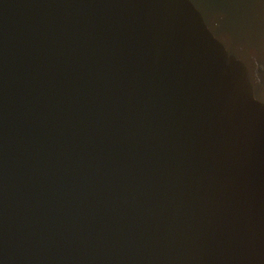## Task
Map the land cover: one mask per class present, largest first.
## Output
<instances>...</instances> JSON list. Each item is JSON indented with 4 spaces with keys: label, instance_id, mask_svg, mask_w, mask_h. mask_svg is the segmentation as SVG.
<instances>
[{
    "label": "water",
    "instance_id": "1",
    "mask_svg": "<svg viewBox=\"0 0 264 264\" xmlns=\"http://www.w3.org/2000/svg\"><path fill=\"white\" fill-rule=\"evenodd\" d=\"M0 264H264V0H0Z\"/></svg>",
    "mask_w": 264,
    "mask_h": 264
}]
</instances>
